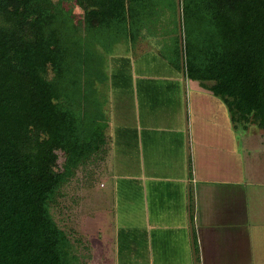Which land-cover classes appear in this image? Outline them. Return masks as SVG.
Here are the masks:
<instances>
[{"label":"trees","instance_id":"1","mask_svg":"<svg viewBox=\"0 0 264 264\" xmlns=\"http://www.w3.org/2000/svg\"><path fill=\"white\" fill-rule=\"evenodd\" d=\"M73 1L86 26L118 32L147 30L169 8L186 38L185 60L177 45L169 63L211 83L234 126L264 131V0ZM48 8V0H0V264H81L49 208L105 145L77 111L80 88L46 76H63L78 48L50 26Z\"/></svg>","mask_w":264,"mask_h":264},{"label":"crops","instance_id":"2","mask_svg":"<svg viewBox=\"0 0 264 264\" xmlns=\"http://www.w3.org/2000/svg\"><path fill=\"white\" fill-rule=\"evenodd\" d=\"M132 30L95 27L88 42L99 54L127 60L161 35ZM171 67V79L188 93L189 117L184 127L178 110L175 127L138 130L143 247L121 244L123 228L102 237V209L89 201L97 215L88 237L90 264L102 258L114 261L121 253H137L138 260L151 264H264V131L256 125L234 126L224 103L208 90L211 83L202 85ZM105 126L95 132L108 143L113 130Z\"/></svg>","mask_w":264,"mask_h":264},{"label":"rangeland","instance_id":"3","mask_svg":"<svg viewBox=\"0 0 264 264\" xmlns=\"http://www.w3.org/2000/svg\"><path fill=\"white\" fill-rule=\"evenodd\" d=\"M48 2L50 26L61 38L77 42L78 48L77 54L67 52L63 76H55L49 70L47 78L67 87H71V83L79 87L81 81L77 103L80 117L84 121L92 119L94 127L107 125L109 132L113 130L108 143L75 171L49 208L54 221L70 238L79 262L90 264L88 237L97 220L91 203L102 209L98 219L102 222V237L123 228L121 244L134 249L143 247L142 208L137 184L143 169V157L137 133L140 127H175L173 115L178 110L183 111L184 127H187L189 96L171 79L175 72L169 63L176 59L177 45H180L185 60L186 38L183 28L180 37L167 35L173 31L176 33V16L169 8H158L155 23L146 27L151 32L161 33L159 38L154 37L153 48L148 45L142 54L131 52L127 60H121V56L114 53L99 54L94 44L88 42V35L95 28L85 25L86 17L73 0ZM95 262L151 264L150 260H138L137 253H121L114 261L102 258Z\"/></svg>","mask_w":264,"mask_h":264}]
</instances>
